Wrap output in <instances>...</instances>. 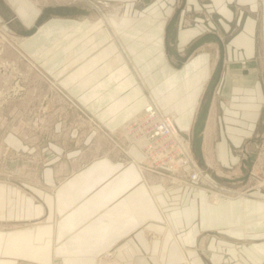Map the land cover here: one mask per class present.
<instances>
[{"label": "crops", "instance_id": "0c3cea01", "mask_svg": "<svg viewBox=\"0 0 264 264\" xmlns=\"http://www.w3.org/2000/svg\"><path fill=\"white\" fill-rule=\"evenodd\" d=\"M95 1L97 7L69 0L66 4L88 12L45 21L60 19L59 28L69 29L66 35L55 36V41L64 42L51 59L66 55L63 70L70 72L65 70L69 46L80 62L89 57L97 73L94 84L102 86L85 85L91 89L84 92V99L91 92L99 94L92 107L110 126H120L137 114L151 97L158 102L168 79L182 125L192 128L218 60L217 43L201 45L178 66L165 40L168 22L183 0H131L129 12L122 10L121 0ZM55 4L65 3L0 0V24L21 34L43 7ZM104 6L114 8L106 21L116 18L115 9L123 18L122 26L111 23L117 38L111 44L102 25L90 24L92 14ZM35 10L31 24L28 18ZM83 23L91 25L92 33L71 32ZM43 24L24 38L35 40ZM207 32L222 38L225 57L203 132L204 167L229 184L238 182L239 189L254 191L212 202L195 184L165 190L159 177L142 169L135 147L130 149L131 160L119 159L116 148L113 157L81 161L68 156L45 167L40 173L43 183L38 178L26 188L0 183V264H264V185L259 187L256 180L264 168V0H185L177 22L179 53L184 55L187 45ZM67 33L73 37L67 38ZM85 34L88 37L81 42ZM147 34L153 39L136 38ZM105 50L118 57L128 83L111 77ZM192 103L198 110L189 109ZM253 154L248 179L225 180L235 168L242 171ZM229 169L234 170L226 172ZM40 217L41 224L25 223ZM153 218L160 223H150ZM152 229L159 236L150 237Z\"/></svg>", "mask_w": 264, "mask_h": 264}, {"label": "rangeland", "instance_id": "374dc122", "mask_svg": "<svg viewBox=\"0 0 264 264\" xmlns=\"http://www.w3.org/2000/svg\"><path fill=\"white\" fill-rule=\"evenodd\" d=\"M45 1L66 4L69 0ZM70 1L97 7L95 0ZM105 1L109 2V0ZM122 3V10L129 12L128 3L131 4V0H121L120 4ZM103 8L102 10L99 9V13L94 12L92 14L90 24L97 22L98 26L101 27L102 25L101 28L106 39L111 44L116 42L117 38L115 33L113 34L111 22L106 21V17L111 14L114 8L112 6H104ZM20 12L25 13V10L20 8ZM37 12L36 10L34 12L30 11L31 18L28 19L31 20V24L34 22ZM115 12L120 13L119 9H116ZM115 12L114 14H116ZM96 16H99L97 20H95ZM56 21L58 22L53 21L52 24L50 22V25L45 22L43 24L44 28L33 41L24 38L25 35L18 34L10 28H3L0 24V183H12L20 185L21 188H26L25 186L37 182V178L41 180L40 183H43L45 180L42 179L40 173L46 169L45 167L68 156L71 159H80L81 161L105 154L113 157L112 151L116 148L119 151V159L131 160L134 157L132 154L133 157L130 155L131 146H127V140L121 131V126L128 119L120 126L118 125L119 127L110 126L98 118L99 115L92 107L91 103L95 101V97L99 94L94 91L89 94L90 98L84 99V92L91 89V87L85 85L94 88L102 86V83L99 82L98 86L94 84L97 73L93 63L87 59L89 57L86 56L85 61L82 59L80 62L78 60L80 57H76L73 54L72 46H69L68 51L70 54L66 59L65 70L70 69V72L63 70L66 55L61 54L56 56L55 60L51 59L54 52L62 50L64 42L60 39L58 43L54 40L55 36L66 35V31L69 30L60 29L62 20L57 19ZM87 26V23H83L81 29L73 28L71 32L76 31L77 35H79V31L81 33H92L94 29L91 28V25L90 28H87ZM49 27L52 28L49 30ZM104 27L111 31V37L103 29ZM72 37V33H67V38ZM85 37L88 36L85 34L79 38L81 42L85 41ZM136 38L147 41L153 39L150 34L146 36L136 35ZM190 44L184 49V53ZM105 55L112 67L111 77L118 82L121 81L120 83H128L129 78L126 70L118 57L111 56L106 50ZM241 65L244 64L241 62ZM69 75L71 76L69 77ZM79 85L83 86L82 89L79 88ZM166 85H168L166 93L157 98L159 99L158 102L151 97L161 106L164 105V102L166 106L174 102L168 79ZM119 99L120 103H123L125 97ZM122 105L119 106L120 109ZM191 129V127L188 128L192 137ZM124 143L126 146H124ZM199 166L203 171V178L194 182L190 180L187 173H184L183 177H178L182 180L179 184L172 183V177L178 176L176 173H161L144 167L142 169L148 170L159 177V181L163 182L165 190H182L189 184H195L198 190L204 191L207 198L212 202L213 200L218 201L220 196L222 199H227V197L234 196L233 194L236 192L251 193L254 191V189H239L241 184H238V182L229 184L218 177L216 173L211 174L204 166L200 164ZM232 170L234 169H229L226 172ZM240 173H242L241 169L239 167L235 168L234 175L230 177L239 176ZM256 175V180L260 181L258 186L263 187L264 168ZM255 184L254 181L253 185ZM42 188L45 189L43 185ZM43 219V217H40L26 220L25 223L41 224ZM158 221H161V219H158ZM158 221L155 219L150 223L158 224L160 223ZM149 233L150 237L159 236L153 229ZM112 251L113 249L109 253H112Z\"/></svg>", "mask_w": 264, "mask_h": 264}, {"label": "built area", "instance_id": "2783aa9c", "mask_svg": "<svg viewBox=\"0 0 264 264\" xmlns=\"http://www.w3.org/2000/svg\"><path fill=\"white\" fill-rule=\"evenodd\" d=\"M242 64L246 62L242 61ZM164 109L156 101L150 100L142 110L130 117L121 126L127 146L139 150L142 167L178 174L172 177V183L179 184L182 180L178 177H183L184 173L196 182L204 174L193 151L190 131L187 127L179 128L174 114Z\"/></svg>", "mask_w": 264, "mask_h": 264}, {"label": "water", "instance_id": "95a60500", "mask_svg": "<svg viewBox=\"0 0 264 264\" xmlns=\"http://www.w3.org/2000/svg\"><path fill=\"white\" fill-rule=\"evenodd\" d=\"M185 0L181 6H179L174 14L172 15L170 21L168 22L166 28V48L168 53L174 57L177 62L178 66H181L184 61H186L194 52L195 50L200 47L201 45L208 43V42H215L218 45L219 56L217 63L215 65V70L212 73L211 78L209 79L206 90L204 93L203 102L200 105V108L196 114L193 126H192V145L194 154L198 160V163L201 166H206V161L203 154V132L206 126V120L208 118L210 105L212 102L213 94L215 88L220 80L223 66H224V57H225V47L224 41L222 38L215 32H207L197 39H195L186 49L184 55H181L177 49L176 45V37H177V22L184 6ZM88 11L83 7L77 4H55V5H47L42 8L40 14L36 18L33 25H31L27 29H23L21 31L22 35L30 36L34 34L39 26H41L49 17L51 16H58V17H67L76 14H85ZM255 159V154L248 155L247 159L245 160L242 166V172L244 175L230 177L229 179L225 180H246L250 175V171L252 169L253 161Z\"/></svg>", "mask_w": 264, "mask_h": 264}, {"label": "bare ground", "instance_id": "6f19581e", "mask_svg": "<svg viewBox=\"0 0 264 264\" xmlns=\"http://www.w3.org/2000/svg\"><path fill=\"white\" fill-rule=\"evenodd\" d=\"M81 5V4H80ZM116 10V9H115ZM116 13V12H115ZM114 14V13H113ZM119 14V13H118ZM118 14L116 13L115 15H114V17H116V19L115 18H113V19H111L110 20V22L112 23H114L115 25H117V26H122V21H121V19L123 20V18L121 17V16H118ZM121 17V18H120ZM57 20V19H56ZM73 20V19H72ZM116 20L118 21L117 23H116ZM48 23V22H47ZM52 24V23H51ZM65 24H67V23H65ZM49 25H50V23H49ZM41 28V27H40ZM39 28V29H40ZM38 29V30H39ZM103 29H105L106 30V32H107V34L109 35V37H111V31H109V29L107 28V27H104ZM37 33V32H36ZM35 36V35H34ZM112 37H113V35H112ZM73 75V74H72ZM208 83V82H207ZM203 89H204V87H203ZM193 90V89H192ZM201 92V91H200ZM204 92V91H203ZM189 93V92H188ZM193 93V92H192ZM199 95H201V94H199ZM193 96V95H192ZM142 97V96H141ZM145 97V96H144ZM188 97V96H187ZM190 99V98H189ZM151 100V99H150ZM159 100V99H158ZM149 104V103H148ZM196 104L197 103H192V105H190V107H189V109L191 110V111H193L194 110V107H196L197 108V106H196ZM198 105V104H197ZM163 107V109L165 108V109H167L168 111H166L165 109V111L166 112H169V113H174V112H178L177 114H174V117H175V119H176V123H177V125H178V127L179 128H181V129H185V127H187V129L188 128H190V126L189 125H186V126H183L182 125V121H181V118H180V116L178 115V114H180L179 113V110H178V108H176V106H174V103H171L170 105H163L162 106ZM197 110H198V108H197ZM194 119V118H193ZM207 123V122H206ZM205 128H206V126H205ZM142 156V155H141ZM142 158V157H141Z\"/></svg>", "mask_w": 264, "mask_h": 264}]
</instances>
